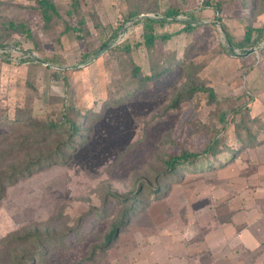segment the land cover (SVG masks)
Returning a JSON list of instances; mask_svg holds the SVG:
<instances>
[{
	"label": "rangeland",
	"instance_id": "obj_1",
	"mask_svg": "<svg viewBox=\"0 0 264 264\" xmlns=\"http://www.w3.org/2000/svg\"><path fill=\"white\" fill-rule=\"evenodd\" d=\"M56 1L63 17L48 28L34 0H0V38L9 45V55L0 50V115L33 112L49 121L61 118L69 102L73 110L87 113L77 144L62 146V160L4 184L0 264L9 261L6 254L15 247H33L10 241L12 236L35 230L68 235L71 241L46 242L48 255L38 264H263L253 259L258 250H244L235 242L228 251L236 232L229 223L239 210V169L261 153L264 143L233 155H210L212 164L181 169L176 176L166 160L182 149H205L223 129V115L246 114L247 105L253 115L264 110V42L244 55L229 46L222 26L234 41L250 25L264 27V0H209L223 2L220 13L205 7L206 0H133L130 10L140 14L129 19L127 0H80V12L72 16L66 11L74 0ZM170 8L182 13L173 22L154 24L152 49L140 46L143 24L134 21L168 19L164 13ZM191 15L200 24L189 33L184 21ZM80 17L85 20L80 31L66 30L68 24L78 27ZM10 21L27 22L31 38L16 31L7 35ZM108 38L113 44L95 58ZM27 55L34 60H20ZM166 56L172 59L168 72L108 100L122 87H135L134 65L147 74ZM196 88L175 103L179 94ZM3 119L0 172L14 161L51 157L61 146L63 139L49 138L25 148L18 142L33 128L6 125ZM230 127L234 137L236 128ZM233 179L237 183L231 187ZM133 192L143 206L131 210L117 237L102 248L114 219L132 204L124 197Z\"/></svg>",
	"mask_w": 264,
	"mask_h": 264
},
{
	"label": "trees",
	"instance_id": "obj_2",
	"mask_svg": "<svg viewBox=\"0 0 264 264\" xmlns=\"http://www.w3.org/2000/svg\"><path fill=\"white\" fill-rule=\"evenodd\" d=\"M37 7L41 10L43 20L46 24V27L50 28L55 23L61 20L62 13L60 12L59 6L56 0H34ZM129 5V13L127 19L137 16L140 14V11L131 9L133 5V0H127ZM205 7L210 6L215 9L217 13H220L223 9V2L221 1H209L206 0L204 2ZM80 0H74L72 3V7L66 11V14L69 16L75 15L76 13L80 12ZM182 12L176 8L168 9L164 14L168 17V19L163 18H156L151 16H144L139 17L134 22H140L143 24V37L144 39L140 41L138 44L141 46L143 45L147 49H152L157 40V35L154 34V24L161 23L164 24L165 22H173L172 19L180 15ZM191 20L184 21L185 30L189 33L193 32L195 28L200 24L195 22L196 18L191 15ZM220 18V17H217ZM220 20V19H219ZM221 21V20H220ZM222 22V21H221ZM77 23L79 24L78 27L70 26L69 24L66 26V30H70L71 28L80 31L82 25H85V20L83 17L77 19ZM81 26V27H80ZM223 28H225L228 44L229 46L234 49L238 48L241 52L246 53L251 47L256 46L264 42V27H253L249 26L245 31L243 37L238 39L237 41L233 40L232 35L229 33L227 26L223 23ZM11 28V29H10ZM6 31L8 32L7 35H11L12 31L20 32L23 35L31 38L32 36V29L29 24L25 21H10L9 27H7ZM164 39L169 37L168 34L162 36ZM81 39V35H79ZM111 39H105L102 43V47L106 46ZM9 45L3 42V39L0 38V50H4L1 53L2 55H9V51H6ZM228 47V46H227ZM129 48V47H127ZM234 51V50H233ZM98 52V51H96ZM173 58H176L179 61V55L177 53H172ZM90 56L89 54L87 57ZM7 57V56H6ZM169 56L163 58V61L160 60L158 66L152 65L149 67V73L144 74L143 68L141 65H134L133 66V75L138 78L135 87L126 86L120 88L117 92L111 93L108 96L109 101H113L121 96H126L133 88H139L143 85L144 82L150 80L152 78H156L168 72L170 69L166 65V63L171 59ZM21 61H28L34 60V57L31 55L21 56ZM41 61V60H40ZM138 76V77H137ZM196 89L190 90L188 93H181L179 94L176 99L175 103L181 100H185L191 97L192 93L195 92ZM202 90V89H201ZM211 98L216 101L217 96H215L214 92L210 91ZM246 114H241V116L233 115H223L222 121L224 122V127L221 131L217 132L213 138L210 140L209 144L203 149L202 151H195L191 149H182L180 154L170 156L169 159L166 160L167 170L173 171L174 176L178 173V170L181 169H188L193 170L195 168H202L203 166H208L212 164V160L209 159L210 155L215 156L220 154V152H224L227 155L236 154L237 151L247 149L252 146H258L264 143V110L258 114L251 113L250 105H247ZM249 112V113H248ZM21 114V115H17ZM3 118H7V120L3 119L4 121H8V124H15L19 126L33 128V132L29 135H26L20 139L18 142L19 144H26L27 147H32L34 144L46 142L49 138L63 139L61 141V146L58 148L57 153H54L51 157H41V155L36 159H28V163H21L19 164L17 161L6 165V170L4 172H0V199L2 198V190L4 188V184H11L12 182L16 181L18 178L22 176H26L30 173L31 170L38 168L39 166L54 160H62L65 156L61 152L62 146L68 145L67 148H73L75 144H77L76 138L79 135V132H82L83 121H85L87 113L81 112L80 110H73L72 103L69 102L65 105L63 109L62 116L59 119L52 118L49 121H43L41 119L38 120V117L33 115V112L30 113H5L0 115ZM234 126L236 128V132L234 137L230 136V126ZM66 138V140H64ZM81 140L78 138V141ZM30 144V146H29ZM220 144L223 147H220ZM12 150V149H10ZM221 158V155L220 157ZM173 175V174H172ZM169 179H172L173 176L169 175ZM167 182V181H166ZM165 187V185H163ZM162 187V188H164ZM163 189H156V193L162 192ZM154 193V191H153ZM151 193L150 195H153ZM124 199H131L132 204L128 208L121 209V215L116 217L113 221V227L105 235L104 244L101 246L106 247L109 246L112 240L117 237L116 235L121 231V228L127 223L129 213L131 210L138 209L143 206V202L138 199V195L133 192L128 194ZM77 230V229H76ZM74 230L72 231V233ZM81 232V231H79ZM55 235H51L48 231L46 233H42L38 230L27 232L25 234H21L20 236H12L10 241L16 240L18 242L25 243L30 242L33 247H22L19 246L15 247L12 252L10 251L6 255H8L7 261L5 264H38L42 262L45 257L48 255L49 247L46 245V242L55 245H64L69 244L71 245V241L67 240L68 235H61L59 237H55ZM54 238V239H53ZM101 248V249H102ZM46 260V259H44Z\"/></svg>",
	"mask_w": 264,
	"mask_h": 264
},
{
	"label": "crops",
	"instance_id": "obj_3",
	"mask_svg": "<svg viewBox=\"0 0 264 264\" xmlns=\"http://www.w3.org/2000/svg\"><path fill=\"white\" fill-rule=\"evenodd\" d=\"M260 150L259 155L240 166L239 210L229 219L230 230L236 232L232 234L233 243L230 242L228 252L236 242L245 247L244 250H258L253 257L256 261L264 260V145ZM236 183L233 179L230 186Z\"/></svg>",
	"mask_w": 264,
	"mask_h": 264
},
{
	"label": "water",
	"instance_id": "obj_4",
	"mask_svg": "<svg viewBox=\"0 0 264 264\" xmlns=\"http://www.w3.org/2000/svg\"><path fill=\"white\" fill-rule=\"evenodd\" d=\"M176 18V17H175ZM113 44V42H111V43H109V44H107L104 48H102L101 50H99L96 54H95V58H97V57H99V56H101L103 53H105L108 49H109V47L111 46ZM256 50V48H255V46H253V47H251L244 55H249V54H251V53H253L254 51ZM92 60H90V61H88V62H91ZM87 62V63H88ZM77 66H79V64L78 65H72V67H77Z\"/></svg>",
	"mask_w": 264,
	"mask_h": 264
}]
</instances>
